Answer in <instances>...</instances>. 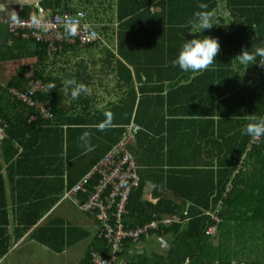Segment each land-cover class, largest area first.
Returning a JSON list of instances; mask_svg holds the SVG:
<instances>
[{
	"label": "crops",
	"instance_id": "1",
	"mask_svg": "<svg viewBox=\"0 0 264 264\" xmlns=\"http://www.w3.org/2000/svg\"><path fill=\"white\" fill-rule=\"evenodd\" d=\"M46 1L56 2V0H0V17H11L13 11L16 16H19L27 8L40 7L41 3H46ZM214 1L213 23L219 22L225 26L235 23L242 25L243 34L240 35L239 41L241 43L232 42L228 36L212 37L220 40V51L214 58L215 62L208 70L195 74L185 73L179 66H173L172 62L177 58L183 44L181 34H178L181 43L172 47V60L170 61L168 45L163 44V50L161 48L162 38L159 24L154 21L153 26L146 29L130 26L132 16L129 14L130 9L124 6L126 0L122 2V20L119 19L120 16L118 17V0H60L59 5H54L53 9L47 4L49 10L53 12H85L92 25H100L102 41L93 47L82 48V50L69 44H64L65 46L62 44L59 51L55 53L48 51L49 56L42 64L34 58L21 59L17 62H30V72L25 76L26 80L32 81L35 73L39 72L44 78L53 79L59 85L67 98L63 107L68 109L72 116L64 117L59 114L56 123L58 120L72 119L80 120L78 123H88L89 127L78 128H86V131L90 133L88 143L93 150H86L83 142L77 138L78 134L68 133L71 138L69 148L73 157L70 159L71 162L59 163L51 153L53 144L58 142V139L53 137L51 129L56 126L66 129L67 126L56 123L48 125V121H54L55 113L53 112L52 118L45 120L39 116L38 111L33 112L29 123L38 120L45 123L32 126L25 121L26 115H22L19 108L9 109L8 114L12 116L11 119L17 120L15 133L19 138H17L16 147L19 149V154L27 153V162L19 166L20 168L16 162V167L11 173L8 165L3 168L9 214L7 216L0 211V254L6 247H10V251L0 260V264H94L92 257L94 253H98L97 248L102 240L99 219L93 213L82 211L78 206L76 196H67L70 191L67 169L70 168L74 172L77 168L80 171L88 167V163L102 156L107 145V137H103L98 132L95 122L90 123L88 120L93 118L98 124L102 122L105 117L100 114L94 117V113L108 107L110 103L116 102L125 94L127 86L120 79L125 81V76H128L131 78L132 87H135L137 91L140 87L134 68L120 56V51L130 55L137 62L141 59L146 69L148 64L152 67L153 62L156 61L157 96L161 95L160 88L163 87V95H170L173 103L177 104V108H181L183 112L181 111L178 116L183 114L184 116L176 121L197 120V116L192 115L201 109L213 115L204 119L202 124L207 126L201 130L202 133L197 135V140H202L201 145L209 147L204 153L206 160H213V156L210 158L209 156L214 152L216 159L212 162H215L218 167L224 158V155L220 154L221 143L223 141L225 143L243 141L242 128L249 122L250 116L259 118L262 103H264V67L262 57L257 56L255 63L251 65L241 64L236 57L243 50L252 51V45L264 44V17H255L250 22L247 18L239 19L232 7H229L228 0ZM242 1L244 3L236 8L244 12L254 10L258 8L256 6H259L250 2L258 0ZM150 9L152 15L163 12L158 4L152 5ZM164 13L168 14V10ZM171 16L175 21L181 19L177 10L174 9ZM157 19L159 20V17ZM204 36L206 34L200 35L199 32L192 33L188 30L184 39H203ZM154 44L158 47L157 51L149 53V45ZM134 50L137 55L134 54ZM224 55L228 59L220 63L218 70L214 64L219 63L221 56L224 57ZM231 56H235L233 67H230ZM213 71L216 73L212 74ZM23 73L24 70L19 75L23 76ZM231 73L237 75L233 84L229 79ZM219 74L220 77H216ZM70 79L85 84L89 92L81 94L78 99H73L71 87L68 90L65 89L66 81ZM215 81L216 86H214ZM44 84L45 88L49 85ZM4 87L6 88V85ZM231 88L235 90L233 101L225 99L227 91ZM89 112H92L90 118L87 114ZM76 113H83L85 116H75ZM0 119L3 124L0 127V162H2L4 154L1 144L10 137L11 127L7 116L0 114ZM210 120H214L216 126L219 127V137H212L214 124L208 123ZM177 130L178 126L175 131ZM191 142L190 148L194 146L195 136ZM57 147L56 145L53 148ZM137 147L140 153V141ZM80 151L83 153L77 155ZM133 154L136 157L134 148ZM260 154L264 155V140ZM101 161L102 159L94 168ZM54 170L65 172V175H58L53 172ZM153 186L149 184L140 197L141 202L151 206L159 203V197L153 193ZM77 197L81 201L87 199L86 194ZM34 220L36 222H33ZM161 240L162 235L160 234H155L150 238L144 237L139 242L125 240L123 248L117 253L116 264H132L131 262L135 260L131 259L132 257H150L152 252L156 253L152 249L154 241L157 243L159 241L165 251V248L170 245V236L168 235L167 245ZM109 252L112 256L113 252Z\"/></svg>",
	"mask_w": 264,
	"mask_h": 264
},
{
	"label": "trees",
	"instance_id": "2",
	"mask_svg": "<svg viewBox=\"0 0 264 264\" xmlns=\"http://www.w3.org/2000/svg\"><path fill=\"white\" fill-rule=\"evenodd\" d=\"M59 2L60 0H56V2L46 1V3L42 2L41 5L48 10L49 6L51 8L54 5L58 6ZM122 2L123 0H118L119 19L123 14ZM250 2L259 5L256 6L258 8L244 12L242 9L236 8L244 1L228 0L229 7H232L239 19L247 18L250 22L255 17L263 18L264 0ZM155 4L162 7V13L151 14L150 8ZM199 4H206L207 10L210 11L215 7L214 0H126L124 6L130 9L129 14L132 16L130 26L146 29L152 27L154 21L159 24L162 38L161 48L163 50V44L168 45L171 61L172 47L181 43L178 34H181V41L184 43L186 32L190 30L189 21L194 18L196 12L203 10L198 7ZM173 9L177 10L180 20L175 21L172 18ZM29 10L27 8L22 15L27 16ZM167 10L168 14H165L164 12ZM214 24L211 29H205L199 34H206L209 37L228 36L232 42L241 43L239 41L240 35L243 34L242 25L235 23L225 26L219 22H214ZM94 27L100 36L99 41L86 46H82L80 42L69 45L82 50V48L93 47L100 43L102 41L101 27L100 25H94ZM10 39V35L4 34L3 42L0 44V64L21 59L29 60V58L37 59L42 64L49 56L47 44L15 38L14 44L9 45L7 42ZM62 44L68 43L64 41ZM157 48L155 44L149 45L148 52L155 53ZM120 52V56L134 68L140 87L137 91L135 87H132L131 78L125 76V81L120 79L127 86L125 87V94L116 102L110 103L108 107L94 113V117L96 114L104 116L103 112L105 111L113 113L112 127L105 131L98 130L103 137H107V145L102 156H99L94 162L88 163V167L80 171L76 168L74 172L70 168L67 169L69 190L86 177L102 157L104 158L111 151L114 144L121 140L129 126L135 124L140 127L137 134V144L133 147L140 166L138 170L140 184L129 199L128 214L125 217L126 228H137L154 219L169 220L168 226L162 227L164 233L170 236L168 253L162 264H264V261L252 262L246 259L247 249L250 245H255L258 248L264 247V243L257 244L255 241H247L248 238L255 236V227H261L264 230V155L260 154L262 143L252 146V138L244 134L241 142L227 141L225 143L223 141L221 143L220 154L224 155L221 165L217 167L215 162H212L216 159L214 152L209 156V158L213 156V160H206L204 153L208 151L209 147L202 146V140H197V135L202 133L201 130L207 126L202 124L204 119L213 115L201 109L192 115H196L197 120L176 121V119H182L184 116V114L178 116L182 111L181 108H177V104L173 103L170 95H163V87L160 88L161 95L157 96L156 61L153 62L152 67L148 64L146 69L141 59L137 62L125 52ZM134 54L137 55L136 50H134ZM231 57L230 67H233L235 56ZM224 59H228V57L221 56L219 63L214 64V67H218L219 70L220 63ZM23 70V76L18 75L17 80L10 82L8 87L5 88L0 83V114L7 116L11 127L9 130L10 137L1 144L4 160L0 162V211L7 216L9 212L3 168L8 165V170L11 173L16 167V162L18 168L27 162V153L19 154V149L16 147L17 138H19L15 133L17 120L11 119L12 116L8 114V111L13 107L19 108V112L26 115L25 121L32 126L45 123L42 120L29 123L31 114L36 110L26 108L19 103H13L8 95L9 88L27 90L31 81L26 80L25 76L29 74L30 66ZM214 73L216 71L212 72V74ZM236 76L235 73L230 74L229 79L232 84L236 81ZM216 77H220V74ZM32 80L41 81L44 86V83L56 85L54 89L49 90L47 87L44 92H38L34 99L40 103L51 105L55 119L48 121V125H55L59 114L64 117L72 116L68 109L63 107V103L67 100L64 91L53 79L44 78L41 73L37 72ZM214 86H216V81ZM227 92L225 99L232 100L235 90L231 88ZM263 113L264 103H262L259 118L264 116ZM87 114L90 118L92 112ZM75 116L84 117L85 114L76 113ZM78 121L80 120H58L56 124L66 125L67 128L56 126L51 129L53 137L58 139V142L53 144V147L56 145L58 147L56 149L52 147L51 153L59 163L71 162L70 159L73 157L69 148L71 144L69 134H78L77 138L80 139L81 132L86 131V128L78 127H89L88 123H78ZM88 122H95L98 125L93 118ZM208 123L214 124L212 137H219L220 129L216 126V122L210 120ZM176 126H178L177 131H175ZM194 136L195 143L190 148ZM139 141L141 144L140 153L137 149ZM82 153L80 151L77 155ZM55 160L53 159V162ZM53 172L58 175H65V172L62 171L54 170ZM98 182L99 175H96L89 184V188L94 191ZM149 184L154 185L153 193L159 197V203L154 206L140 201L142 193L146 191ZM154 214L155 217H153ZM217 216L219 220L216 219ZM173 217L176 221L172 220ZM157 234H161V232L158 231ZM241 248L245 258L241 255ZM9 251L10 247H6L4 252L0 254V260ZM97 251L103 258L109 259L111 257L109 252L111 246L106 240H100ZM145 259L146 257L138 256L131 263L150 264V261Z\"/></svg>",
	"mask_w": 264,
	"mask_h": 264
},
{
	"label": "built area",
	"instance_id": "3",
	"mask_svg": "<svg viewBox=\"0 0 264 264\" xmlns=\"http://www.w3.org/2000/svg\"><path fill=\"white\" fill-rule=\"evenodd\" d=\"M33 15L42 19L47 31L31 24ZM70 18L80 19V30L75 37L68 38L64 31L63 22ZM85 25L88 26L87 29L84 27ZM4 27L8 28L9 32L16 37L47 44L49 53L59 51L64 41L68 44L80 42L82 46H86L100 39L96 28L88 21L84 12L44 13L40 9L39 12L34 11L26 18H17L15 22L9 18H0V29ZM262 64H264V59H262ZM45 90L46 88L41 81L32 80L28 90L12 89L10 95L14 102L19 101L23 105L37 110L39 116L47 120L54 116L51 105L34 100L38 92ZM2 125L0 119V127ZM139 130L140 127L131 124L121 140L102 158V161L92 172L67 193L68 197L76 196L78 206L82 211L93 213L98 217L101 227L100 238L106 240L111 246L112 256L106 259L99 253H94L92 257L94 264H116L117 253L123 248L125 240L139 242L144 237L150 238L158 231L163 232L162 226L170 222L169 220L154 219L137 228H126L125 226L129 199L140 184L136 157L129 148L130 144L136 143ZM263 140L264 136L256 141L251 140V145H259ZM96 175H99V182L93 191L89 188V184ZM81 194H86L89 197L81 201L77 197ZM216 219L219 220V217L217 216Z\"/></svg>",
	"mask_w": 264,
	"mask_h": 264
},
{
	"label": "clouds",
	"instance_id": "4",
	"mask_svg": "<svg viewBox=\"0 0 264 264\" xmlns=\"http://www.w3.org/2000/svg\"><path fill=\"white\" fill-rule=\"evenodd\" d=\"M198 7L203 10L196 12L194 14V18L189 21L190 32L192 33H198V32L202 33L203 30L211 29L213 25H215L213 23L215 18V12L207 10L206 4H199ZM40 9L43 10L44 13H53V11L49 9L46 10L41 5L40 7H31L29 10V14L27 16H23L22 14L16 16V13L13 11L11 17L6 16L0 18H9L13 22H15L17 18H26L30 16V14L34 11L39 12ZM57 13H61V12H57ZM31 24L35 27L43 28L45 31H47V27L42 22V19L40 17H37L36 15H33L31 17ZM63 27L68 37H75L80 30V19H71V18L67 19L66 21L63 22ZM84 27L87 29L88 26L85 25ZM4 34L11 36V39L7 43L9 45H13L14 39L15 38L17 39V37L12 35L9 32L8 28L6 27L0 29V40H1L0 44L3 42ZM22 39L25 41H35V40H26L24 38ZM251 48L253 49L252 51H249V49L243 50L241 54L236 57L241 64L251 65L255 63L257 56L264 58V44L255 45V46L252 45ZM219 51H220V45L216 38L204 36L203 39L193 38L191 40H185V42L182 44L180 48L177 58L174 59L172 63L173 66H179V68L185 73L187 72H192L193 74L202 73L203 71L208 70L213 65V63L215 62L214 58L218 55ZM6 87H8V85H6ZM55 87L56 85L54 83L48 85L49 90L54 89ZM69 87H71V96L73 99H78L81 94H87L89 92V89L85 84L79 83L75 79H70L66 81L65 89L68 90ZM12 89H16V88L8 89V95L11 100L12 97L10 95V91ZM12 102L19 103L22 106L29 108L23 105L22 103H20L19 101L14 102L12 100ZM104 116L105 119L102 122H100L98 125H96L97 129L100 131H105L110 127H112V122L114 118L113 113L111 111H105ZM241 131L243 134L250 136L253 141L258 140L260 137L264 136V117L256 118L250 116L249 122L242 128ZM89 138H90V133L88 131L83 132L80 137V140L83 142V146L86 147L87 151L93 150L88 143ZM136 144H137V140L134 145L131 144L129 145V148L131 149L132 152H133V147H135ZM154 216L155 214L153 215V217ZM172 220L176 221L174 217ZM168 224L164 226H168ZM160 235H162V240H163V236L167 234H165L163 230V232H161ZM168 249H169V245H168Z\"/></svg>",
	"mask_w": 264,
	"mask_h": 264
},
{
	"label": "rangeland",
	"instance_id": "5",
	"mask_svg": "<svg viewBox=\"0 0 264 264\" xmlns=\"http://www.w3.org/2000/svg\"><path fill=\"white\" fill-rule=\"evenodd\" d=\"M17 38L19 39V37ZM28 65L30 66V62L28 61H22V62L11 61L5 64L1 63L0 64V83L3 85H8L10 82L17 80V76L19 75V73H21V71H23L25 67H28ZM255 228H256V231L254 232L255 236L248 238L247 241H255L257 242V244L264 243L263 228L261 227H255ZM161 242H163L164 244L166 242L165 245H167L168 235L163 236V240ZM152 249L153 251H156V253L152 252L150 257H147L145 260L150 261V264H162L164 261V258H166V255L168 253V246L165 248V251H164L159 241L158 243L157 241H154V245H152ZM241 255L245 258L242 248H241ZM131 259H137V257L136 258L132 257ZM246 259L252 262L264 261V247L258 248L255 245H250V247H248L247 249Z\"/></svg>",
	"mask_w": 264,
	"mask_h": 264
}]
</instances>
